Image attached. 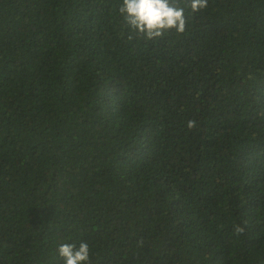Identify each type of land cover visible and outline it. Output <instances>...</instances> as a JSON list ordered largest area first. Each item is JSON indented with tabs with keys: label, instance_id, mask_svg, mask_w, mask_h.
Segmentation results:
<instances>
[{
	"label": "trees",
	"instance_id": "obj_1",
	"mask_svg": "<svg viewBox=\"0 0 264 264\" xmlns=\"http://www.w3.org/2000/svg\"><path fill=\"white\" fill-rule=\"evenodd\" d=\"M121 3L0 0V264H264V0L158 42Z\"/></svg>",
	"mask_w": 264,
	"mask_h": 264
},
{
	"label": "clouds",
	"instance_id": "obj_2",
	"mask_svg": "<svg viewBox=\"0 0 264 264\" xmlns=\"http://www.w3.org/2000/svg\"><path fill=\"white\" fill-rule=\"evenodd\" d=\"M208 0H122L118 9L122 30L121 38L132 42L142 40L146 42H158L167 34L175 31L182 35L187 30L188 17L186 8L193 13L205 9ZM194 120L188 121V127H195ZM246 225V221L244 222ZM236 235L245 232V226L234 225ZM138 244H143V240ZM57 253L63 264H92L91 248L88 242H59Z\"/></svg>",
	"mask_w": 264,
	"mask_h": 264
}]
</instances>
